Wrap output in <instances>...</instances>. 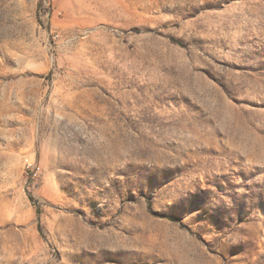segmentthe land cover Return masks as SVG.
<instances>
[{
	"label": "rangeland",
	"instance_id": "rangeland-1",
	"mask_svg": "<svg viewBox=\"0 0 264 264\" xmlns=\"http://www.w3.org/2000/svg\"><path fill=\"white\" fill-rule=\"evenodd\" d=\"M0 264H264V0H0Z\"/></svg>",
	"mask_w": 264,
	"mask_h": 264
},
{
	"label": "built area",
	"instance_id": "built-area-1",
	"mask_svg": "<svg viewBox=\"0 0 264 264\" xmlns=\"http://www.w3.org/2000/svg\"><path fill=\"white\" fill-rule=\"evenodd\" d=\"M27 163H28V168L30 169L32 175L36 177L38 175V173L36 172V169L34 167V164H32L31 162H29V160H27Z\"/></svg>",
	"mask_w": 264,
	"mask_h": 264
}]
</instances>
